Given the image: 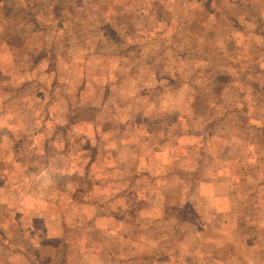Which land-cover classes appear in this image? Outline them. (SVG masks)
<instances>
[{"label":"rangeland","instance_id":"rangeland-1","mask_svg":"<svg viewBox=\"0 0 264 264\" xmlns=\"http://www.w3.org/2000/svg\"><path fill=\"white\" fill-rule=\"evenodd\" d=\"M18 1L0 264H264V0H70L80 21ZM20 21L67 34L25 45ZM228 207L259 228L218 229Z\"/></svg>","mask_w":264,"mask_h":264},{"label":"crops","instance_id":"crops-1","mask_svg":"<svg viewBox=\"0 0 264 264\" xmlns=\"http://www.w3.org/2000/svg\"><path fill=\"white\" fill-rule=\"evenodd\" d=\"M18 2H19V5H22V6H27V5H31V6H38V5L40 6L41 5V6H43V5H45V7H48V6L49 7H51V6L55 7L57 4H59L58 0H56V1L55 0H26V1H18ZM67 2H65L64 0L61 2V5H64L63 11H62V12L65 11V17L64 18L67 21H71V20L80 21V20H82L81 15L77 11V9L73 10V12L70 14L71 11L69 9H73L74 7H73V5L69 4L70 0H68ZM22 11L26 12L27 8L23 9ZM46 21L53 23L52 19H47ZM52 23L49 24V26H46L47 29L31 30V29H29V25L27 23L20 21L19 27L14 31V33L12 32L9 35L11 37H17V38L25 39V41L23 42L25 45H31L33 43L32 38H34V37H45V38L55 39V38H58L60 36H66L67 33L62 30V25H59V23H57V25H55L54 28H52ZM55 27H57V28H55ZM0 36H2V35H0ZM2 37H3V39H5L4 35ZM49 42L46 45L42 46V48H40V50L35 52V53H37V54L46 53L47 50L50 48ZM21 52H23V51H21ZM19 54H20V56H22L21 55L22 53H20V51H19ZM20 58H22V57H20ZM22 59H20V61ZM43 61H45V60H43ZM26 69L29 72V70L30 71L32 70V66L26 67ZM239 142L240 141L238 140V143ZM239 160H241V159L239 158ZM234 164L238 165V161L236 160L234 162ZM238 176H240V174ZM234 178L236 180L238 177H234ZM234 178H232L231 180L235 182ZM227 188H228V186H227ZM228 193H230V192H228ZM221 212H222V214H225V216L222 218L223 222L216 224L218 229L227 228V231H229L231 229V226H233V225L240 227L241 229H245V228L246 229H250V228L258 229L259 228L256 224L248 223V222H251L253 220L250 213L246 217H245L244 212L241 213V219H240L239 216H237V215L233 216L232 215L231 208H229V207L226 210H223ZM237 221H241L243 223H239ZM239 224H241V225H239ZM230 245H231L230 243H227V245L223 244V246H227V247H229Z\"/></svg>","mask_w":264,"mask_h":264}]
</instances>
